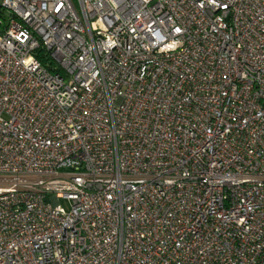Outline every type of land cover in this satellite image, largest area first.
I'll list each match as a JSON object with an SVG mask.
<instances>
[{"label":"built area","instance_id":"1","mask_svg":"<svg viewBox=\"0 0 264 264\" xmlns=\"http://www.w3.org/2000/svg\"><path fill=\"white\" fill-rule=\"evenodd\" d=\"M0 264H264V0H0Z\"/></svg>","mask_w":264,"mask_h":264}]
</instances>
